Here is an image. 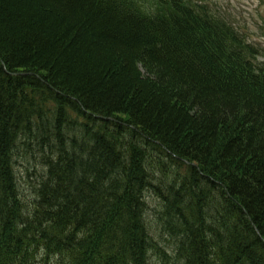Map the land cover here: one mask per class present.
<instances>
[{"label": "trees", "instance_id": "trees-1", "mask_svg": "<svg viewBox=\"0 0 264 264\" xmlns=\"http://www.w3.org/2000/svg\"><path fill=\"white\" fill-rule=\"evenodd\" d=\"M256 50L200 0H0V264H264Z\"/></svg>", "mask_w": 264, "mask_h": 264}, {"label": "rangeland", "instance_id": "rangeland-1", "mask_svg": "<svg viewBox=\"0 0 264 264\" xmlns=\"http://www.w3.org/2000/svg\"><path fill=\"white\" fill-rule=\"evenodd\" d=\"M140 2L148 3L149 0H139ZM206 5L208 4L210 10L228 22H230L235 28H237L249 43H252L256 47L257 60L258 63H264V0H200ZM145 72V71H144ZM23 156V155H22ZM20 162L18 172L23 180L22 189L25 191L26 195H29V189L27 188V182H25V177H28V168L32 164L28 162L27 159L20 157ZM178 167H172V172L178 173ZM165 177L168 181L174 179L173 175H159ZM147 219L149 220L150 226L155 228V216H157V211L160 209V204L152 193H147ZM152 223V224H151ZM157 229V228H155ZM160 238V244L163 250L161 256H152L151 260L153 264H179L177 258L174 256L169 244L165 243L163 236H157Z\"/></svg>", "mask_w": 264, "mask_h": 264}]
</instances>
